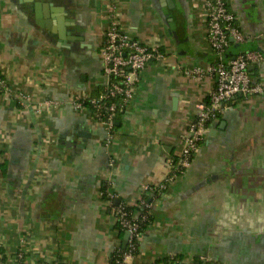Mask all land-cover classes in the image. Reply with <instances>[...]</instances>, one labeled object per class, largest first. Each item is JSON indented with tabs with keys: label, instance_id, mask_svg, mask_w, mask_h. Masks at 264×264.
I'll return each mask as SVG.
<instances>
[{
	"label": "crops",
	"instance_id": "crops-1",
	"mask_svg": "<svg viewBox=\"0 0 264 264\" xmlns=\"http://www.w3.org/2000/svg\"><path fill=\"white\" fill-rule=\"evenodd\" d=\"M40 1V21L52 25V5L74 38L60 43L37 24L35 2L0 0V74L10 90L0 92L1 251L21 250L23 264H112L124 236L114 209L138 215L146 197L149 219L127 264H264V92L233 99L170 177L214 87L208 73L187 72L216 60L205 0ZM226 3L245 36L226 54L257 51L250 72L264 81V0ZM112 11L165 56L138 72L109 132L73 101L104 90L99 48Z\"/></svg>",
	"mask_w": 264,
	"mask_h": 264
},
{
	"label": "built area",
	"instance_id": "built-area-1",
	"mask_svg": "<svg viewBox=\"0 0 264 264\" xmlns=\"http://www.w3.org/2000/svg\"><path fill=\"white\" fill-rule=\"evenodd\" d=\"M207 41L210 49L216 55V60L207 67L194 69L196 75L203 71L214 79V87L209 93L207 101L200 103L198 112L188 125V133L184 139V147L178 162L172 164L171 176L188 167L192 162V155L196 151L207 125L218 117L228 107V104L238 96L248 97L264 92V81L251 76L250 66L261 59L255 50H244L227 56L231 42H242L245 39L235 15L227 7L226 0H205ZM115 11V4H111ZM165 53L158 43L142 42L131 37L119 24L116 12L110 14L109 25L103 33V42L99 48V57L102 61V74L105 77V87L95 98L84 97L73 101L75 108H84L89 103L93 118L110 132L114 126V119L120 98V105L124 106L130 98L138 72L152 61H160ZM0 92L10 96L5 79L0 74ZM162 186L147 187L155 190ZM111 198L112 193H107ZM143 210L138 215L125 205H118L114 209L116 223L124 232H128L126 246L119 245L113 255L114 264H127L125 259L133 255L137 241L142 231V223L146 219L149 203L143 198L139 201ZM145 209V212H144ZM128 247L127 251H124ZM207 264H217L216 261H205ZM59 264V262H45ZM0 264H23V254L19 250L13 257L0 254ZM44 264V263H43ZM166 264H177L167 262ZM200 264V263H196Z\"/></svg>",
	"mask_w": 264,
	"mask_h": 264
},
{
	"label": "water",
	"instance_id": "water-1",
	"mask_svg": "<svg viewBox=\"0 0 264 264\" xmlns=\"http://www.w3.org/2000/svg\"><path fill=\"white\" fill-rule=\"evenodd\" d=\"M21 1H30V2H35L34 3V8L32 9V15L36 21L37 24L39 25H45L46 28L50 29L52 33H54L56 35V39L60 40V43H64L66 42V40H70L71 38L74 37H69L70 34H68V32L72 31V29H65L64 28V16L61 17V15H57L56 12H58V9H52V5H50V11L49 12V19H51V23L52 26L50 25V22L47 21L45 23H42L40 20V9H41V4L42 2L40 0L34 1V0H21ZM50 4V3H49ZM54 14V15H52ZM169 22L171 24H173V20L172 17H169ZM116 202V201H115ZM128 232H124V236H123V241H122V247L124 248L126 246L127 243V238H128Z\"/></svg>",
	"mask_w": 264,
	"mask_h": 264
},
{
	"label": "trees",
	"instance_id": "trees-1",
	"mask_svg": "<svg viewBox=\"0 0 264 264\" xmlns=\"http://www.w3.org/2000/svg\"><path fill=\"white\" fill-rule=\"evenodd\" d=\"M114 101L116 102V103H118V107H117V109H116V115H115V121H116V118H117V116H118V114L120 113V109L123 107V106H121L119 103H120V98H115L114 99ZM84 104H85V106L87 107V108H89V111H91V109H90V106H89V103L87 102V101H85L84 102ZM92 112V111H91ZM115 121H114V126H115ZM114 126H113V128H114ZM158 190H160V188L158 189ZM156 192V191H155ZM145 201H147V199H146V197H144L143 198ZM141 210H143V209H139V212H141ZM144 212H145V209H144ZM148 216V215H147ZM149 219V218H148ZM148 219H146L142 224H145L146 222H147V220ZM117 225V227L119 228V226H118V224H116ZM144 226V225H143ZM119 230H120V233H124V231L123 230H121L120 228H119ZM129 248L128 247H126L125 248V250L124 251H127ZM133 252H135V250L133 251ZM0 253H2V255L4 256L5 254L1 251V249H0ZM115 255H113L112 254V256H111V262H112V264H114V260H115V257H114ZM41 264H43V263H41ZM45 264V263H44ZM46 264H53V263H46ZM59 264H62V263H60L59 262ZM200 264H207V262H203V263H200Z\"/></svg>",
	"mask_w": 264,
	"mask_h": 264
}]
</instances>
